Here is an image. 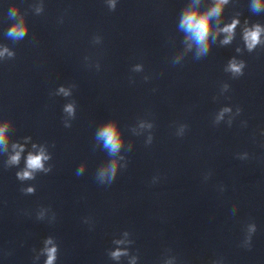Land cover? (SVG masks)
Returning a JSON list of instances; mask_svg holds the SVG:
<instances>
[{
	"label": "water",
	"instance_id": "1",
	"mask_svg": "<svg viewBox=\"0 0 264 264\" xmlns=\"http://www.w3.org/2000/svg\"><path fill=\"white\" fill-rule=\"evenodd\" d=\"M217 3L0 0V264H264V0L202 52L183 17Z\"/></svg>",
	"mask_w": 264,
	"mask_h": 264
},
{
	"label": "clouds",
	"instance_id": "2",
	"mask_svg": "<svg viewBox=\"0 0 264 264\" xmlns=\"http://www.w3.org/2000/svg\"><path fill=\"white\" fill-rule=\"evenodd\" d=\"M226 3V0H218V3L209 11L204 14H199L197 10H189L186 12V14L183 17L182 24L186 26V29L191 32L196 41L201 46V51L207 50V40L210 33V20L213 14H218L221 11V5ZM114 6V5H113ZM256 7H259L258 3ZM11 16H15L16 12L12 11L10 12ZM238 21H233L231 25L226 26L222 31L227 32L229 34L232 33L233 29L235 28ZM261 32V28L257 25L254 30L252 31H246L245 33V39L248 42V47L251 49L255 46L256 43L259 42V35ZM26 33V25L21 21L14 24L11 29L8 32L9 36H13L15 38H23V36ZM231 39V36L229 35L228 38L225 39L224 43H228ZM6 51V50H5ZM2 54V53H0ZM242 65H238L235 62H232L230 64V69L233 72L239 73L241 71ZM61 92H64L65 95L68 93L65 92L63 88L60 89ZM65 111L68 113L73 112V108L71 105H68L65 108ZM5 131H6V125L4 127H0V143H3L5 141ZM99 135L104 138L105 146L109 147L112 152H116L119 150L121 146V140L118 135L117 129L114 124L109 123L105 125ZM15 147V146H14ZM19 152H17L15 155L11 157V163H17L19 161ZM48 159V157L44 154L43 151H41L38 155H32L29 154L27 158V169L26 171H23L21 173H18V177L20 179H28L32 178V174L36 170H44L43 161ZM82 170V169H81ZM111 176L110 179H114L115 172H116V165L112 164L111 168ZM29 192H32L33 189H28ZM46 243H51V241H47ZM48 259L46 261V264H53L55 258H56V248L51 247L46 249ZM120 255L119 252L113 253V256L118 257Z\"/></svg>",
	"mask_w": 264,
	"mask_h": 264
}]
</instances>
